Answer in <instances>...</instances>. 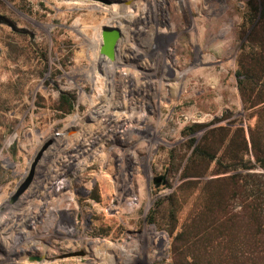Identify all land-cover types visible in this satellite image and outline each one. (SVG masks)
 I'll return each instance as SVG.
<instances>
[{"label":"rangeland","instance_id":"1","mask_svg":"<svg viewBox=\"0 0 264 264\" xmlns=\"http://www.w3.org/2000/svg\"><path fill=\"white\" fill-rule=\"evenodd\" d=\"M219 1L228 15L206 43L203 10L181 5L173 23L168 0H0V14L25 30L0 23V264H119L114 255L181 264L173 240L221 216L222 179L253 175L264 187V165L249 146L247 169L233 161L242 135L249 141L264 129L259 89L243 97L236 75L264 65V0ZM103 26L123 33L114 61L99 54ZM114 85L124 104L109 113L116 141L98 137L104 117L92 109ZM162 174L166 183L155 187ZM58 177L64 187L55 195ZM231 208L241 210L239 197ZM260 239L248 247L256 264L264 263Z\"/></svg>","mask_w":264,"mask_h":264},{"label":"trees","instance_id":"2","mask_svg":"<svg viewBox=\"0 0 264 264\" xmlns=\"http://www.w3.org/2000/svg\"><path fill=\"white\" fill-rule=\"evenodd\" d=\"M258 68V71L248 72L250 70L243 66V69L236 72L243 97H250L255 88L259 89L255 92L258 100L254 103L264 101V65L259 64ZM241 141L240 154H236L234 165L242 170L247 169L244 156L249 148L255 160L264 165V129L258 125L255 134L250 133L249 141H246L244 134ZM249 177L252 180L242 177L241 174L222 179L224 187L215 204L223 207L221 216L213 214L208 225L197 221L192 237L189 232L182 231L174 238L171 250L181 258V264H256L248 252V247L257 246L260 236H264V187H259L255 182L256 176ZM238 197L241 210L232 212V203ZM192 246L195 255L189 250L184 251V248Z\"/></svg>","mask_w":264,"mask_h":264},{"label":"bare ground","instance_id":"3","mask_svg":"<svg viewBox=\"0 0 264 264\" xmlns=\"http://www.w3.org/2000/svg\"><path fill=\"white\" fill-rule=\"evenodd\" d=\"M168 1H170L169 7H168V9H169V17L173 21V23H176L178 21L177 19L180 18L179 8H180L181 5H183L184 8H188V9H189V7H191L193 12H197V9H199V8H201L203 10L204 15L200 19L199 23L203 24V26L205 28L204 31H203V34L205 36L204 40H203L204 42L208 43V42L211 41L210 37H211L212 32H217L219 34L222 33V27L224 26L223 24H224V21L226 20V15H228L227 13L224 12L222 1H219V0H182V1H180V5H179V3L177 4V2L174 1V0H168ZM209 13H214V15H216L215 18H208L207 15ZM178 23H179V21H178ZM122 28L125 29V27H122ZM107 64L110 65L108 62L106 63V65ZM106 65H105V71H107V66ZM112 69H113V63H112V65L109 66L108 75H106L107 77L110 76ZM119 98H120L119 88H118V86L114 85L113 88H111V90L109 91V93L107 92L103 98L96 99L97 103H95V106L92 107V109L95 112L96 111H100V113L104 117L103 120H98L95 123L96 124V129L98 130L96 132V134H98V137L100 136V138H102V139H103L104 136H106V138L107 137H112L113 140H115V141L117 140L116 131L114 129L115 125H112L114 120L112 119L110 114L118 106H121L120 104H123V103L118 102ZM122 106L124 107V104ZM120 116H123V115L121 114ZM95 119L97 120V118H95ZM75 121H77V120H75ZM70 126H71V129L75 128V125H70ZM124 132H125V129H124ZM96 137H97V135H96ZM110 150H112V149H110ZM114 150H116V149L114 148ZM111 156L115 157V155L113 156V154H110V155L109 154L108 155L107 154H102L99 157H101L103 160L110 161ZM123 157L125 158V154L123 155ZM103 160H102V162H103ZM95 163H97V160H96ZM103 163H102V165H103ZM119 170L120 171H117V174H119L118 172L122 173V171H124L122 164L120 165ZM119 177H124L123 173H122V175H119ZM99 181H100V183L102 182V183L105 184V186H106V188H108L109 192H112L113 185H112V183H110L108 181L107 178H104V179L100 178ZM121 182H122V180H121ZM122 183H124V181ZM104 190H105V188H104ZM128 192H131V191L128 190ZM128 192H121L120 191V194L122 195V197H125ZM110 196H111V194H110Z\"/></svg>","mask_w":264,"mask_h":264},{"label":"water","instance_id":"4","mask_svg":"<svg viewBox=\"0 0 264 264\" xmlns=\"http://www.w3.org/2000/svg\"><path fill=\"white\" fill-rule=\"evenodd\" d=\"M0 23L6 24L15 32H22V33L25 32V30L18 29L15 23L3 14H0ZM100 37H101V44L99 46V54L101 56L106 57L109 61H114L117 53L118 42L123 37V33L121 29L116 26H103L100 31ZM40 157H41V152L37 154L35 161H37ZM34 164L31 167L29 176L17 187L15 194L13 196V200L17 199L27 190L32 179ZM165 183H166L165 174L158 175L153 178V184L155 187H158L161 184L164 185ZM84 254L85 252L83 250H80L78 252L67 253L65 254V256H71V255L83 256ZM34 260L40 261L41 257L36 256Z\"/></svg>","mask_w":264,"mask_h":264},{"label":"built area","instance_id":"5","mask_svg":"<svg viewBox=\"0 0 264 264\" xmlns=\"http://www.w3.org/2000/svg\"><path fill=\"white\" fill-rule=\"evenodd\" d=\"M64 187V180L58 177L51 183L52 192L57 195ZM54 190V191H53Z\"/></svg>","mask_w":264,"mask_h":264},{"label":"flooded vegetation","instance_id":"6","mask_svg":"<svg viewBox=\"0 0 264 264\" xmlns=\"http://www.w3.org/2000/svg\"><path fill=\"white\" fill-rule=\"evenodd\" d=\"M130 191V190H129ZM122 200H125V198H121ZM70 253V252H69ZM99 257H96V261L99 263ZM100 260H102V259H100ZM119 260H120V258L119 257H117V256H115L114 255V257H113V261L114 262H118L119 264H127L124 260L122 261V262H119ZM107 263H110L111 264V260L110 259H107Z\"/></svg>","mask_w":264,"mask_h":264},{"label":"crops","instance_id":"7","mask_svg":"<svg viewBox=\"0 0 264 264\" xmlns=\"http://www.w3.org/2000/svg\"><path fill=\"white\" fill-rule=\"evenodd\" d=\"M100 260V259H99Z\"/></svg>","mask_w":264,"mask_h":264}]
</instances>
